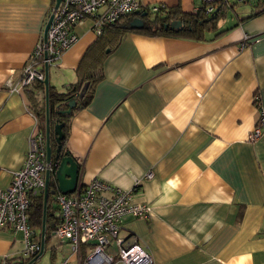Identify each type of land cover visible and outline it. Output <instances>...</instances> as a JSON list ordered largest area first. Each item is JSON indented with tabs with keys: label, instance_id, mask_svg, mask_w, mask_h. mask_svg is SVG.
Returning a JSON list of instances; mask_svg holds the SVG:
<instances>
[{
	"label": "crops",
	"instance_id": "crops-1",
	"mask_svg": "<svg viewBox=\"0 0 264 264\" xmlns=\"http://www.w3.org/2000/svg\"><path fill=\"white\" fill-rule=\"evenodd\" d=\"M140 1L186 13L202 5ZM55 3L0 0V188L11 184L40 127L30 98L39 88L11 91L6 82L20 79ZM227 6L205 39L128 32L100 57H85L98 39L88 18L48 66L49 86L59 91L102 66L90 103L70 118L68 152L80 165L78 186L98 177L150 207L146 218L124 216L121 234L135 238L154 264H264V135L248 139L258 99L264 108V0ZM53 204L43 238L42 225L34 226L36 238L57 264L65 256L79 264L66 240L53 241L51 217L60 218ZM22 249V234L0 227V264L18 263Z\"/></svg>",
	"mask_w": 264,
	"mask_h": 264
},
{
	"label": "built area",
	"instance_id": "built-area-1",
	"mask_svg": "<svg viewBox=\"0 0 264 264\" xmlns=\"http://www.w3.org/2000/svg\"><path fill=\"white\" fill-rule=\"evenodd\" d=\"M231 1L200 0L202 5L195 11L203 9L212 14L219 4ZM55 4L51 8L53 18L46 38L36 44L20 79L16 83L7 80L6 85L11 91L43 82L45 65L57 64L63 53L78 40L74 28L88 18L93 19V31L100 36L106 25L142 9L140 0H60L57 7ZM256 104L259 114L249 135L250 141L264 135V108L259 99ZM53 167V160L47 156L46 134L37 126L29 137V149L22 167L14 172L7 188H0V227L22 234L24 259L33 258L42 248L36 238L38 232L30 222L29 209L34 197L44 193L46 171H52ZM152 177V171L145 175L147 179ZM55 201L60 219L53 234L68 242V249L77 255L79 264H154L150 252L135 238L121 234L124 216H149L150 207L134 202L131 191L95 177L87 185L77 186L71 194L57 193ZM3 264L9 263L5 260ZM60 264H70V257L65 256Z\"/></svg>",
	"mask_w": 264,
	"mask_h": 264
},
{
	"label": "trees",
	"instance_id": "trees-1",
	"mask_svg": "<svg viewBox=\"0 0 264 264\" xmlns=\"http://www.w3.org/2000/svg\"><path fill=\"white\" fill-rule=\"evenodd\" d=\"M156 9L153 7H142L141 12L145 13L141 16L143 19V26L141 28H134L131 26L133 19L136 17L133 13L124 15L119 21L106 25L102 35L89 47L85 57L95 52L97 57H100L105 50H110L111 46L119 41V39L128 32H138L147 35H169L175 37H184L192 39H205L206 32L216 30L218 23L224 19L229 8L227 4L221 3L217 6V10L212 14H207L205 10L201 9L194 13H186L178 6H168L166 4H156ZM256 14V13H255ZM253 14L250 17L255 16ZM173 20L182 21V29H166L165 26L170 24ZM111 33L112 37L107 39V33ZM97 51V52H96ZM105 54V53H104ZM103 77L102 66L92 71L86 80H79L76 83L70 84L65 91H59L55 87L49 86V121L51 128V145L54 150L58 147V142L55 139L54 128L58 124H63L62 132L63 138L60 142L62 146L61 154L67 153V137L69 134L70 118L73 113L87 106L94 94L97 82ZM88 82V87L84 89V85ZM34 85L39 88L35 94H30L33 102V109L39 121L41 129L46 130V98L45 85L43 82H34ZM84 89V90H83ZM84 91V96L80 98L81 91ZM40 95L39 97H36ZM35 95V96H34ZM71 100H76V104L70 108ZM69 153V152H68ZM54 171L56 169V162L53 161ZM50 188H55L54 177H51ZM55 195L49 194L47 202V220L50 217V208L54 206ZM56 209L58 208L55 206ZM30 222L33 226L41 227L44 217V196L42 194L34 197L29 209ZM128 216V215H126ZM132 216V215H130ZM137 217V216H133ZM124 218V217H123ZM55 225L59 222V217L53 216ZM31 259V258H30ZM29 259V260H30ZM35 263V262H34Z\"/></svg>",
	"mask_w": 264,
	"mask_h": 264
},
{
	"label": "water",
	"instance_id": "water-1",
	"mask_svg": "<svg viewBox=\"0 0 264 264\" xmlns=\"http://www.w3.org/2000/svg\"><path fill=\"white\" fill-rule=\"evenodd\" d=\"M60 0H56L55 6L57 7L59 5ZM136 17L133 19L131 26L134 28H141L144 24L143 19L141 18L142 15L145 13H142L141 10H136L134 13ZM53 18V15H51L47 21V24L44 29V38H46V34L48 31V28L50 26L51 20ZM182 21L181 20H173L170 22V24L166 25L165 28L168 29H175L180 30L182 29ZM49 67L45 65V79L43 80V83L45 85V98H46V139H47V156L49 160H53L56 162V169L54 171H46L45 178H46V187L44 190V218H43V224H42V238L44 237L45 233V224H46V210H47V202H48V196L56 195L57 193L62 194H71L73 193L79 182L80 178V165L75 160V158L69 154L68 152L64 155L61 154L62 146L60 144L62 138H63V132L62 127L63 124H58L54 128V135L55 139L58 142V147L56 150L53 149L51 145V128H50V121H49ZM88 87V82L84 85V89ZM83 89V90H84ZM81 91L80 98L84 96V91ZM76 100H71L69 103L70 108H72L76 104ZM54 177L55 180V188H50V180L51 177ZM44 246H43V239H42V248L41 251L34 256L33 258L20 260L18 263L15 264H34V262L43 254Z\"/></svg>",
	"mask_w": 264,
	"mask_h": 264
},
{
	"label": "rangeland",
	"instance_id": "rangeland-1",
	"mask_svg": "<svg viewBox=\"0 0 264 264\" xmlns=\"http://www.w3.org/2000/svg\"><path fill=\"white\" fill-rule=\"evenodd\" d=\"M235 9L237 12L240 9V6L236 5ZM233 16H235V11L230 13L229 17L227 18L228 22L231 21ZM221 24H223V23H221ZM53 241H54V243H57V244L61 243V240L59 238H57L56 236H54ZM57 254H58V258L60 259L61 249L58 251ZM57 263H58V259L54 258L53 252L50 250V251H46L37 261H35L34 264H57Z\"/></svg>",
	"mask_w": 264,
	"mask_h": 264
}]
</instances>
